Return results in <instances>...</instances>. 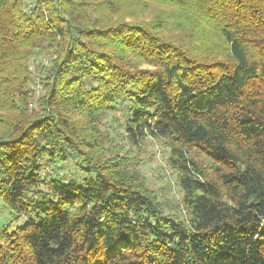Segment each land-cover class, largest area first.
I'll list each match as a JSON object with an SVG mask.
<instances>
[{"label": "trees", "instance_id": "obj_1", "mask_svg": "<svg viewBox=\"0 0 264 264\" xmlns=\"http://www.w3.org/2000/svg\"><path fill=\"white\" fill-rule=\"evenodd\" d=\"M112 111L168 143L182 215ZM0 264H264V0H0Z\"/></svg>", "mask_w": 264, "mask_h": 264}, {"label": "rangeland", "instance_id": "obj_2", "mask_svg": "<svg viewBox=\"0 0 264 264\" xmlns=\"http://www.w3.org/2000/svg\"><path fill=\"white\" fill-rule=\"evenodd\" d=\"M26 1L31 2V0ZM39 62L43 65L49 64V58L43 50L35 53L30 66L33 76L31 87L34 89V97L40 94L39 74L37 72ZM33 106L34 103L31 107ZM123 120L125 119L119 112H106L103 117L104 127L108 128L111 136L127 151L130 167L132 169L138 168L147 186L154 191L157 200L164 206L165 211L182 215L184 212L182 190L178 185L177 171L169 160L170 147L168 143L153 136H145L140 141L132 142L125 133ZM43 166L45 173L54 176L58 174L67 179L81 180L87 174L83 169L85 165L76 157H68L66 161L57 160L51 164L46 162ZM67 179L64 182H67Z\"/></svg>", "mask_w": 264, "mask_h": 264}]
</instances>
